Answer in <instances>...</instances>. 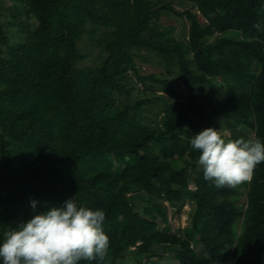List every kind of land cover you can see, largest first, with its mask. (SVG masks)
I'll return each mask as SVG.
<instances>
[{
  "label": "trees",
  "instance_id": "16d2710c",
  "mask_svg": "<svg viewBox=\"0 0 264 264\" xmlns=\"http://www.w3.org/2000/svg\"><path fill=\"white\" fill-rule=\"evenodd\" d=\"M10 1L0 21V238L75 197L105 212L110 238L103 260L78 264H144L162 248L177 264H264V162L251 182L217 188L190 145L213 122L226 139L264 142V30L253 27L264 25V0ZM97 48L96 65L83 64ZM139 61L162 71L146 74ZM152 106L160 124L145 121ZM170 210L187 214L182 233Z\"/></svg>",
  "mask_w": 264,
  "mask_h": 264
},
{
  "label": "clouds",
  "instance_id": "9594fccd",
  "mask_svg": "<svg viewBox=\"0 0 264 264\" xmlns=\"http://www.w3.org/2000/svg\"><path fill=\"white\" fill-rule=\"evenodd\" d=\"M253 27L264 30L259 22ZM190 145L198 152L197 163L204 179L217 188H237L251 182L257 165L264 162V142L255 135L226 139L220 128L207 127L191 136ZM36 204L33 200L34 211ZM105 218L103 210L78 206L75 197L69 198L62 206L37 212L27 222L4 231L0 259L3 264L103 260L110 247V238L103 228Z\"/></svg>",
  "mask_w": 264,
  "mask_h": 264
},
{
  "label": "rangeland",
  "instance_id": "374dc122",
  "mask_svg": "<svg viewBox=\"0 0 264 264\" xmlns=\"http://www.w3.org/2000/svg\"><path fill=\"white\" fill-rule=\"evenodd\" d=\"M173 1L177 5H180V6H185V5L190 4L189 0H173ZM11 4H12V2L10 0H5L2 4H0V21L1 22H8V20L11 19L9 11L5 8V6L11 5ZM2 5H5V6L2 7ZM164 18H165L164 22L166 24H173V25L176 26L175 33L179 34L181 31L184 32V33H187L188 23L184 22L183 20H181L180 18H178L176 16L167 17V18L165 16ZM11 31H14L13 27L11 28ZM11 39H15L13 35H11ZM86 44H87V41L85 39L80 41V45H81V47L83 49H86L87 51L91 50L92 47L90 45L86 46ZM100 54L101 53H100V49L99 48L93 49V53L90 54L83 61V64L96 65V63L99 60V55ZM138 63L142 66V70L146 74H149V73H152V72H160V71H162V68L156 62L150 61L148 63H144V62L139 61ZM151 91L152 90H149V93ZM203 91L205 93H207V94L213 95L212 94V90L210 88H205ZM223 97H224V92L223 91L218 92L217 95H216V98L218 100L222 99ZM158 110H159V107H155V106H152V107L148 108L145 111V115H144L145 116V121L150 122L151 120H155L156 119V123L160 124L161 123V118H162V113H159ZM194 124L197 127L199 126L196 122ZM212 127H216V128L219 129L220 128V124L218 122H213L212 123ZM190 186L194 187V184L191 182ZM143 204H144L143 202H141V203L137 202L136 208L137 209H141ZM183 210L188 211L189 210V205H186ZM170 218H171V223H172V230L182 233V230H183L184 226L187 224V214L185 213V214L181 215V218H179L177 216H174L172 210H170ZM154 248H155V246H154ZM160 251H161L160 255L152 258L149 261L146 260L144 264H177V259L174 257L173 251H170V250H167V249H163V248L160 249ZM124 260H126L125 264H136L135 263V259L133 258V256L126 257ZM117 262L121 263L120 259Z\"/></svg>",
  "mask_w": 264,
  "mask_h": 264
}]
</instances>
